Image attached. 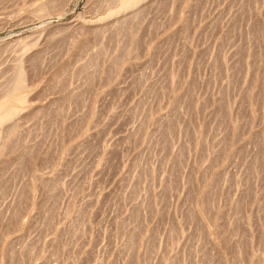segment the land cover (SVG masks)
Returning a JSON list of instances; mask_svg holds the SVG:
<instances>
[{"label": "rangeland", "instance_id": "rangeland-1", "mask_svg": "<svg viewBox=\"0 0 264 264\" xmlns=\"http://www.w3.org/2000/svg\"><path fill=\"white\" fill-rule=\"evenodd\" d=\"M122 3L0 0V264H264V0Z\"/></svg>", "mask_w": 264, "mask_h": 264}, {"label": "bare ground", "instance_id": "bare-ground-1", "mask_svg": "<svg viewBox=\"0 0 264 264\" xmlns=\"http://www.w3.org/2000/svg\"><path fill=\"white\" fill-rule=\"evenodd\" d=\"M140 1H144V0H123V3H122V6L118 9V10H116V11H114V12H118V11H125V10H127V9H130V8H132V7H134V6H136V5H138L139 4V2ZM122 2V1H121ZM137 14V13H136ZM89 64V63H88ZM19 67V66H18ZM21 67V66H20ZM16 76V75H15ZM26 75L24 74V70H23V68L21 67L20 69H19V72H18V77L16 78V80H15V85L13 84V86H11L10 88L12 89V92L14 93L20 86V88H22V86L24 85V81H26V78H27V76L25 77ZM10 84V83H9ZM25 86V85H24ZM23 86V87H24ZM27 86V85H26ZM25 86V87H26ZM8 91V90H7ZM11 92V90L8 92V93H10ZM6 93V92H5ZM6 95V94H5ZM26 95V94H25ZM22 96V95H20V96H18L17 98H16V100L17 101H19V103H27L26 102V96ZM3 96V95H2ZM1 96V97H2ZM12 99V98H11ZM12 106V104L10 103V101L9 100H6V101H4L1 105H0V113H1V115H0V124H3L5 121H7V120H9V119H11V118H13V116L14 115H16L18 112H19V108L18 107H11ZM13 121V120H12Z\"/></svg>", "mask_w": 264, "mask_h": 264}]
</instances>
